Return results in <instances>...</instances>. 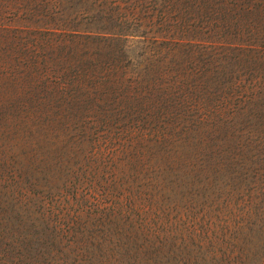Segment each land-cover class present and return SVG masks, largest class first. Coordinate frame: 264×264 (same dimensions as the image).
Instances as JSON below:
<instances>
[{"label": "rangeland", "instance_id": "rangeland-1", "mask_svg": "<svg viewBox=\"0 0 264 264\" xmlns=\"http://www.w3.org/2000/svg\"><path fill=\"white\" fill-rule=\"evenodd\" d=\"M244 1L0 0V264H264V0ZM78 3L124 34L31 33Z\"/></svg>", "mask_w": 264, "mask_h": 264}, {"label": "trees", "instance_id": "trees-1", "mask_svg": "<svg viewBox=\"0 0 264 264\" xmlns=\"http://www.w3.org/2000/svg\"><path fill=\"white\" fill-rule=\"evenodd\" d=\"M80 6L81 4L78 3V8L74 10L72 16H69V14L66 13L64 14L63 10L45 11L43 14V22L39 26V29L37 30L36 28H34L31 33H34V31H36L35 33L42 34V36L45 37L46 39L58 37L61 34L62 36H66L67 38H79V37L98 38V37H104L105 35L116 34V33L124 34L120 32L121 31L120 29L117 28L116 30L115 28H111L109 26H103V25L80 26V20H81L80 14L94 11L93 7H86V6L80 7ZM250 6L251 4L247 3V0H245L242 3L241 7L242 9L247 10V8ZM96 11L97 13H99L101 10H96ZM87 21H89L87 24L96 21V18L94 17L93 13H91V15L87 17ZM2 25L3 24H1V27H5L4 25L3 26ZM127 32H129L128 34L136 35L135 33H133L135 31L130 30ZM152 32L155 34H152L150 36L148 34V36L150 38H153V40H155V38H163V35L159 34L160 32H156V31H152ZM141 33L143 35L148 32L142 30ZM178 40H180V38H176V39L169 38V41L178 42ZM238 47L242 48L241 49L242 52H252L256 48L255 45L249 42L238 43Z\"/></svg>", "mask_w": 264, "mask_h": 264}]
</instances>
